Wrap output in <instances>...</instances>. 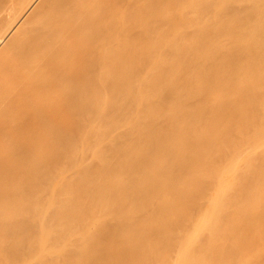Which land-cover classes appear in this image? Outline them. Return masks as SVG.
Listing matches in <instances>:
<instances>
[{
	"label": "bare ground",
	"instance_id": "obj_1",
	"mask_svg": "<svg viewBox=\"0 0 264 264\" xmlns=\"http://www.w3.org/2000/svg\"><path fill=\"white\" fill-rule=\"evenodd\" d=\"M0 264H264V0H0Z\"/></svg>",
	"mask_w": 264,
	"mask_h": 264
},
{
	"label": "rangeland",
	"instance_id": "obj_2",
	"mask_svg": "<svg viewBox=\"0 0 264 264\" xmlns=\"http://www.w3.org/2000/svg\"><path fill=\"white\" fill-rule=\"evenodd\" d=\"M182 28V27H181ZM43 243H46V241H44Z\"/></svg>",
	"mask_w": 264,
	"mask_h": 264
}]
</instances>
